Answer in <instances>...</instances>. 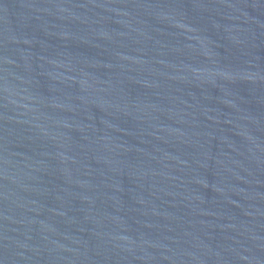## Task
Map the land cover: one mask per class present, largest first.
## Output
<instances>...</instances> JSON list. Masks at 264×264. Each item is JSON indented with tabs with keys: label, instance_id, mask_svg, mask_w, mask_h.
Masks as SVG:
<instances>
[{
	"label": "water",
	"instance_id": "1",
	"mask_svg": "<svg viewBox=\"0 0 264 264\" xmlns=\"http://www.w3.org/2000/svg\"><path fill=\"white\" fill-rule=\"evenodd\" d=\"M0 264H264V0H0Z\"/></svg>",
	"mask_w": 264,
	"mask_h": 264
}]
</instances>
